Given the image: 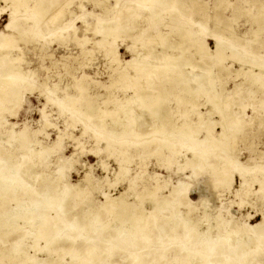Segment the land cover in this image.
Wrapping results in <instances>:
<instances>
[{"label": "bare ground", "instance_id": "6f19581e", "mask_svg": "<svg viewBox=\"0 0 264 264\" xmlns=\"http://www.w3.org/2000/svg\"><path fill=\"white\" fill-rule=\"evenodd\" d=\"M3 1L4 5L0 6V16L6 9H9V20L4 25L3 29L0 30V65L7 61H9L10 64H7L8 66L6 68L0 70V125L3 127L7 126L5 130L9 133V136L15 139L19 138L17 146L18 148H25V151L20 153V155L15 154L11 158L12 160L7 157L8 153L10 154L12 152H4L5 154L0 156V164L2 161L5 163L0 165V209L4 207L7 201L13 199H15L16 205H20L21 202L15 197V194L18 192L26 194L29 205L18 211V216L15 218L16 221L8 228V231L0 232V234H2L0 240L4 243L10 242L13 244L16 242L20 245L18 246V250L20 254H23L21 264H118L107 262L116 256V249L127 251L134 248L142 249L146 252L141 253L142 251H139L140 253H133L132 251H128L129 258H131L129 264H174L166 260V256L170 250L175 251V254L172 255L173 260L180 259L177 260L175 264H254L253 257L260 255L264 250V246L261 244L264 242V213H262V217L258 222L254 224L243 223L234 228L231 226V220L229 221L223 218L222 215L218 213L212 218H215L214 222L217 226L216 229L220 227L217 231L212 232L215 225L210 224L213 228L210 227L212 230L209 229V231H207L206 229L207 232H201L202 230L198 232L195 229V224L200 222L195 223L191 216V212L196 208L197 201L194 202L189 197V184L186 182L173 184L166 190L168 191L167 194H162V190L165 187L167 188V184L165 185L166 181H162L165 183L161 184L159 179L160 176L157 175L158 173H155L153 174L154 176L151 177L153 182H155L154 185L146 183L139 190H134L131 186L132 179H129L130 183L128 188H125L113 198L109 197L110 195L107 191H103L102 194L106 197V203H110L101 204V207L109 210L110 213H113V216H117L115 213L116 211H114V206H117L122 212L127 211L129 208L137 210L135 214L120 219V221L113 224L111 223L112 221L108 219H102L96 209L87 211L86 214H78L75 212L77 205L76 200H78V198L80 200L82 198L81 196H88L93 189L101 186V182H96V184L91 183L90 173H85L83 177V181L89 182L80 181L70 183L64 180L62 190H56L57 184L60 186L59 183L64 177V165L68 163V161H72L71 157L70 159L58 158L56 160L58 165L57 171L59 172L56 180L46 176L42 179V182H45L41 184L43 185L42 188L35 187L34 189H25L23 185L25 180L23 179L21 171V157L23 158L27 155L29 160L33 161L37 156L43 155V153L50 152L52 149L54 150V148L58 147L60 143H62L64 136H67V133L58 129L57 140L51 146L41 145L40 149L27 148V144L34 141L33 134L35 133L30 131L26 126L16 131L13 128L15 126L14 123L4 119L2 114L3 108H1V106L6 102H8L7 105H9L10 101H7L8 99L15 100L16 103L13 101H11V103L13 102V104L19 106L22 102L23 93L27 90L33 92L34 89H39L41 94L44 92L50 94L54 93V91L59 88L58 83H55L52 88L47 87L48 77L43 78L41 81L34 71H24L22 69L18 61H22L23 51L22 48L17 45V39H23L25 34H28L29 31L33 32L35 29L34 27L37 28L39 25H43L42 22L45 21L52 25L51 27L44 28V36L42 37H45L47 33L51 34L57 41L64 40L67 36V29L70 26L68 21H66V17L71 16L72 10H69V5L71 4L70 0H59V2L51 0H33L32 6L29 5L30 0ZM114 1V5H107L106 1L103 0H82L79 3V6H83L84 3L90 2L95 7H99L105 18L103 20V16L101 17L100 14L93 11L91 15L96 18V23L91 24L82 19V25L85 26V31H91L92 35H99V39H91L90 42H92L93 45L103 48L107 60L116 65V67L113 68L114 74L111 77L110 83H115L117 77L125 78L131 76L132 74L127 70L128 68H134L137 73L142 71L141 68L147 67V70L145 72L143 71L147 80L150 73H152L153 76V73H155L161 82L170 83L174 80L176 82H183L185 85H183L184 87L182 90H186L190 94L186 97L185 93L175 92V90H177L175 86L168 85L159 87L157 93L152 95L154 104L157 103L159 105L156 111L150 113L151 116H155L153 120L157 118L153 123H145L143 119L145 113H143V111L137 112L139 110L138 107L141 108L145 106V99L151 98V95L145 91L138 92L136 88H134L132 94H123L121 98L117 97V101H124V104L126 103L124 107L117 106V110H110L107 107L102 108L99 104H94L95 102L91 96L84 97V99L82 96V100H79L75 95L64 92L63 98L55 97V100L61 107L68 109L72 114L78 115L86 125L93 124L96 134L97 132L103 133L106 139L113 140L114 143H121L126 146L132 145L135 147L136 151H138L137 149L140 147L147 153L152 150L151 145H154V147H171V149L177 153L181 147H176V144L171 141L173 138L167 139V137H171L175 135L174 133H177L178 137L180 135V137L190 139L187 144L190 147L189 152L192 153V156L185 157L184 166L186 168L189 167L192 173H196L197 170L202 169L213 171V181L214 179L223 181L221 182V186H223V184L227 185L226 182H224L226 178L227 180L229 178L230 182H227L230 185L233 182L234 175H237L242 179V184L240 185L241 189L236 190L235 195L241 196L240 201H244L245 198H247L246 196L250 193L247 174L254 179L253 182L259 180L257 174H262L263 181L260 182V186L262 185L263 187L264 161L248 167V165L244 166L241 164L232 153L231 145H233L236 138L239 137L236 133L243 128L240 123L241 111L230 110L229 105L231 100L229 98L232 99V97H221L223 95L222 90H215L211 92L217 99L214 108L216 109L215 111H217L216 113L220 115V119H207L205 115L210 113L211 109L209 110L210 112L198 110L200 104L196 103L193 97L199 89L201 90L199 93H206L207 88L203 87V83L209 84L210 86L214 84L212 75L205 76L207 73L204 71H201V74L197 73V68L202 66L201 60L198 62L197 57L204 59L205 56L208 57L209 55L214 57V59L206 62V64L210 66V69L212 66L213 68L215 66L221 71L232 72V70H230L232 64H225L224 60L230 58L231 62H238L239 67L233 71L235 76L234 79L240 75L243 76L244 79L239 82H234L233 87L230 89L236 95L241 97L239 94L245 93H242L245 86L246 93L260 92L262 96L264 95V55H260L259 51L260 49L264 50V41L262 38H259L260 34L264 32V0H250V4L255 6L256 11L251 12L250 9L245 8L243 11L244 13L242 12L243 14H248L251 18V23H256V25H258L257 28L250 27L243 32V35H253L254 39H252V41L259 44L258 47L254 48L249 45L248 47H244V49H236L231 43L227 44L222 41L223 36L218 27H220V25H228V17L223 15L222 11H217L216 9L212 13L204 11V6L207 5V2L200 1L196 5L193 3V7L195 8L193 11L188 12V15L195 13V11H201V20L192 17L191 19L200 25H206L208 20H213L215 29L209 28L207 32H204V30L195 32L181 29L183 25L177 21L178 17L176 16L175 10L180 8L178 6L179 3H183L187 0H133L134 5H136V12L133 6H124L121 4L120 0ZM171 1L176 2L175 5H170V11L168 12L171 19V29L165 33L163 31H158L157 33L147 32L146 35H141L138 38L137 43L139 45H144L146 42H152L154 46H160L162 51H166L167 49L170 50L172 49L171 45H165L164 41L166 38H170L171 33L175 32L179 40L178 38L174 39V44L177 45L180 40L185 39L187 42L186 45L184 47L178 45V48L182 53L189 51L192 56L180 59V56L173 55L166 51V53H163L160 57L159 51L155 50L157 51L156 53L153 50V53L155 52V54L158 55H156L157 57L155 59L148 60L150 57L148 52L142 53L137 49H133L130 59L126 60L121 58L118 51V44L115 43L118 31L111 26V22L118 19L122 20V17L125 16L123 21L131 22L130 24L133 27H137L139 22L144 21L155 23L157 20L161 19L162 15L160 10H163L161 8L164 3H170ZM227 3V0H217L215 6L226 7ZM21 9H23L24 12L29 10L30 13L28 12V15L23 14L21 13ZM155 9L157 11H154ZM140 11L151 12V14L147 16L140 15ZM182 11H186V9ZM27 18L34 19L32 25L28 27L25 25L16 26L17 19L25 21L28 20ZM35 18H37V20H35ZM38 20L41 22L38 23ZM103 21L105 22L103 23ZM130 24H125L120 30L125 31V35L127 36H130L132 33L131 29L128 28ZM163 25L169 26V23L165 21ZM8 28H17L15 32L16 35L13 33L15 30L13 31L10 29L9 32H6ZM59 28L63 33L55 34V30ZM228 31L230 36L233 35L232 37L238 40L241 39V36L238 35L234 29L228 28ZM100 32H103V34L101 35ZM83 35V37H85V34ZM74 36L76 40L80 39L78 35L74 34ZM109 37L112 38V41H110L111 39ZM207 37L214 40L213 49L210 48ZM237 42H240L241 46H243V42ZM43 47L42 45L41 50ZM129 47L131 48V46L127 45V48ZM15 49L19 50V52L21 51L20 54H18L19 52L13 54L12 50ZM226 50H228L230 54H227ZM243 51L245 53H243ZM89 53H91L89 49L83 48L81 50L82 55H87ZM168 68L170 72L165 73ZM85 78L87 77L83 74L74 81L77 89L84 95H86V91L88 90ZM132 84L133 86H137L136 82ZM147 84H149V82ZM196 84L199 85L197 90L196 87L198 85L194 87ZM66 86L67 89L68 85ZM109 98L111 97L109 96ZM170 98L175 99V102L177 101L175 106H178V108L180 105L179 103L182 101H186L188 104L190 102L193 108L197 107L195 111L197 116L196 119L187 122L180 121L179 118H173L172 116L174 113H172V107L165 104V100ZM46 99L50 100L48 97ZM208 99L209 97L207 100ZM131 102L135 103V105H132ZM104 103H107V101L104 100ZM212 104H214V102ZM248 104L252 105V103ZM9 106H7L8 109ZM133 107L134 110L135 107H137L138 110L136 109V112H132ZM243 108L242 112L245 111ZM43 110H41V113L46 119L47 114L44 113ZM119 111L123 112L126 116L130 115L132 119L121 123V130L111 132L106 128L103 117H109L112 119V122H115V120H120L118 116ZM178 112H180L181 115L188 114L187 110H178ZM252 119H254V117H252ZM252 119H250L249 122H251ZM45 125L48 126L50 124L46 122ZM218 125L220 127L219 131L215 129ZM263 126L264 125H262V127ZM200 129H203L205 132V136L202 138L196 137ZM128 131L129 133H134V138L131 141L123 139L125 135L129 134ZM215 135H217V137ZM95 137L97 136L95 135ZM98 138L100 140V137ZM77 141L78 139L76 142ZM72 155L73 154H71V156ZM129 156L130 154L125 155L124 161L128 160L130 158ZM210 157L216 159V167H213L209 162ZM168 161L173 162V160L170 159H168ZM31 169L30 165L26 168L27 171H31ZM126 173L127 167L119 165L118 171L114 173V182L105 177V185H115L117 181L125 178ZM213 181L212 184H217ZM50 182L58 183L52 185ZM83 183L87 185L85 188L82 187V185H85ZM16 190L18 192H16ZM129 191H132L139 198L149 196L150 202H152V210L145 211L141 205L135 206V204L128 203L125 198ZM71 201H74L73 204ZM168 206L172 208L169 210ZM181 208L185 210H180ZM166 210H168V214L163 215ZM204 216L210 218V214L208 215L206 211H204ZM205 217L203 218L205 219ZM248 217L250 216L248 215ZM19 219L24 223H30L31 232H29V234H26L27 232L25 229L22 231L21 225L17 223ZM199 220L200 219H198V221ZM210 220L208 222H210ZM16 232H20L17 236L18 239H7L9 234ZM27 237L31 238V246L29 247L33 248L36 252L43 250V246L39 245V241L42 239L45 240L46 246L52 245L53 247V245H55L58 247L57 251L62 249L64 252L57 254V256H52V253L46 254L47 257L41 259V261L39 260L40 262L37 263L38 259H33L35 257L25 251L26 248H29L26 247V243H29ZM251 241L256 242L252 244ZM224 254H227V257H223ZM65 256L70 259L68 262L63 263V258ZM221 257L224 260H221ZM3 258L13 261L14 256L11 252V248L9 250L0 249V261H2ZM13 264H15V262H13Z\"/></svg>", "mask_w": 264, "mask_h": 264}, {"label": "rangeland", "instance_id": "374dc122", "mask_svg": "<svg viewBox=\"0 0 264 264\" xmlns=\"http://www.w3.org/2000/svg\"><path fill=\"white\" fill-rule=\"evenodd\" d=\"M51 1L59 2V0ZM81 1L82 0H70L71 4L69 5V10H72V14L71 16L66 17V21H68V24H70V26L67 29V36L64 40L57 41L52 37L51 34L47 33L45 34V37H42L44 36V28L51 27L52 25L46 23L45 21L42 22L43 25H39V27L37 28L34 27L35 32H33L35 34L29 31L28 34H25L23 39H17V45L21 47L23 51V59L22 61H18V63L22 66V69L24 71H34L38 79H40L41 81L43 78L48 77L47 87L52 88L55 83H58L59 88L56 89L54 93L50 94H47L45 92L41 94L39 89H34V91L32 90L33 92L27 90L23 93L22 102L19 106L17 104H13V102L16 103L15 100L8 99L7 101H10L9 105L11 104L12 106L7 105L8 102L1 106V108H3L4 110H2L4 119H7L9 122H13L15 125L13 128L16 131H19L26 126L30 131H33L35 133L33 134L34 141L28 143L27 148L29 147L33 149H40L41 145L51 146L57 140L58 129L63 130L67 133V136H64L62 143H60L58 147L54 148V150L52 149L50 152H46L43 153V155L37 156L33 161L29 160L27 155H25L23 158L21 157V171L23 179L25 180V182H23L25 189H34L35 187L42 188L43 185L41 184L45 183L42 182V179L46 176L53 180H56L59 175V172L57 171L58 165L56 163V160L58 158L70 159L71 157L72 161H68V163L64 165L65 179L63 177V180H61L62 183H59L60 186H58V182H50L52 185L57 184V191L62 190L64 180H67L70 183H76L80 181L89 182L83 181L85 173H90L89 175L92 180L91 183L96 184V182H101V186L97 187L96 189H93L94 191L92 190L88 196H81L82 198L80 200L79 198L78 200H76L77 205L75 208V212L78 214H86L87 211H92V209H96L97 213L100 214L102 219H108L109 221H112V224L117 223L118 221H120V219H124L127 216L135 214L137 210L134 208H129L127 211L122 212L117 206H114V211H116L115 213L117 216H113V213H110L109 210H106L104 207H101V204L106 203V197H104L102 194L103 191H107L110 195L109 197L113 198L118 195L119 192L123 191L125 188H128V185L130 183L129 179H132V189L139 190L146 183L149 185H154L155 182H153L151 177L154 176L153 174L158 173L157 175L160 176V183L164 184L165 182L162 181H166L165 185L167 184V188L165 187L166 189L164 188L162 190V194H167L168 191L166 190H168L169 187H171L173 184H177L178 182H186L189 184L188 195L192 199V201H197L196 208L193 210V212H191V216L195 223L200 222L195 224V229L198 232H200L201 230V232L209 231V229L212 228L211 225L213 224L215 226L213 227L214 229L212 228L213 230L211 229L212 232L217 231V229H219L220 227L216 229L217 226L214 222L215 218H212L218 213H220L223 218H226L229 221L231 220L230 223L233 228L237 227V225H242L243 223L254 224L260 221L262 213H264V185L263 187L262 185L260 186V182L263 181L262 174H257V177L259 178V180H256L257 182H253L254 179H252V177L247 174V178L249 180L248 187L250 188V193L246 196L247 198H245V200L241 202V196L239 197L235 195L236 190H240V185L242 184V179H240L237 175H234L233 182L230 185L228 183L230 182L229 178L228 180L226 178V181L224 180L227 185L223 184V186H221V182L223 181H220L219 179H214V181L217 183L214 185L212 184L213 171H209L208 169H202L197 170L196 173H192V170L189 167L186 168L184 166L183 163H185V157L192 156V153L189 152L190 147L187 144L189 143L190 139H185L184 137H180V135L178 137L177 133H174L175 135H172L171 137H167V139L173 138V140L171 141L172 143L176 144V147H181L179 148V152L177 153H175L174 150L171 149V147H154V145H151L152 150L156 148L153 151L151 150L150 152L146 153L140 147L137 149L138 151H136L135 147H133L132 145L126 146L121 143H114L113 140L106 139L103 133L97 132L96 134L94 130L95 126H93V124L86 125L85 122L78 115L72 114L70 111H68V109L61 107L57 103L55 97L63 98L64 92H66L68 94L75 95L76 97H78L79 100H82V96L83 99L84 97L91 96V98L95 102L94 104H99L102 108L107 107L110 110H117V106L124 107L126 105V103L124 104V101H117V97L121 98L123 94H132L134 88H136L138 92H148L151 95V98H146L147 100L145 99V106L141 108L138 107L139 110L137 107H135V110L137 109V112L143 111V113H145V115L143 116L145 123H153L157 118L153 120L155 116H151L150 113L152 111H156L157 108H159V105L157 103L154 104L152 95L157 93V89L159 87H164L168 85L175 86L177 87V90H175V92L185 93L186 97H188V95L190 94L188 91L182 90L184 87L183 85H185L183 82L178 81V83L175 80L171 81L170 83L161 82V80L157 78L155 73H153L154 76L152 75V73H150V75L148 76L149 78L147 80L144 75V72L147 70V67L141 68L142 71H139L137 73L134 68H128L127 70L132 74L131 76H127L125 78L117 77L115 83L111 84V77L114 74L113 68H115L116 65L113 62H109V60H107L106 56L104 55L103 48L97 45H93L92 42H90L91 39H99V35H92L91 31H85V26L82 25V19L91 24L96 23V18L91 15L93 11L97 14H100L101 17L103 16V13L99 7H95L90 2H86L83 6H79V3ZM103 1H106L107 5L115 4L114 0ZM120 1L121 4L124 6H133L134 9L136 8V5H134L133 0ZM200 1L207 2V5L204 6V11L212 13L216 9L217 11H222L223 15H226L228 17V25H220V27H218L223 36L222 41L226 42L227 44L231 43L236 49H244V47H248L249 45L253 46L254 48L258 47L259 44H256L252 41V39H254L253 35H243L245 29H248L250 27L257 28L258 26L256 25V23H251V18L248 16V14H243L245 8L250 9L251 12L256 11L255 6H252L250 4V0H227L229 4L227 3L226 7H216L215 2H217V0H187L183 3H179L178 6L180 8L176 9L175 12L176 16L178 17L177 21L183 25L181 29H187L188 31L195 32H201L204 30V32H207L209 28H214L213 20H208L206 25H200L191 19L192 17L194 19L201 20V11H195V13L188 15V12L193 11L195 8L193 7V3L196 5ZM32 3L33 0H30L29 5L32 6ZM175 4L176 2L173 1H171L170 3L165 2L161 8L163 10H160L162 15L161 19L157 20L155 23L138 21V26L133 27L130 24L131 22L123 21V18L125 16L122 17V20L118 19L116 21L111 22V26L113 28H116V31H118V36L115 39V43L118 44V51L121 58L126 60L130 59L132 57L133 49H137L142 53L148 52L150 54L148 60L155 59L157 57L156 55H158L155 54V52L157 53V51H159L158 53L160 57L163 53H166V51L172 53L173 55L180 56V59H185V57L187 58L192 56L189 51H185L182 53L181 50L178 48V45L183 47L186 45L187 42L185 41V39L180 40L179 44L177 45L174 44L173 40L178 38L175 32L171 33L170 38H166V40L164 41L165 45H171L172 49L170 50L167 49L166 51H162L160 46H154L152 42H146V44L144 45H139L137 43L138 38L141 35H146L147 32L157 33L158 31H163L165 33L171 29V19L168 15V12L170 11V5ZM2 5H4V1L0 0V6ZM156 9L154 11H157ZM183 9H186V11H182ZM8 10L9 9H6L5 12L0 16V30L3 29L4 25L9 20ZM21 11V13L27 15L30 13L29 10L24 12V10L21 9ZM139 14L147 16L151 14V12L140 11ZM27 19L28 20L25 21L22 19H17L16 26L25 25L28 27L29 25H32L34 19ZM104 19L105 18L103 16V20ZM35 20H37V18H35ZM165 21L169 23V26L163 25ZM37 22L39 23L41 21L38 20ZM104 22L105 21H103V23ZM124 22L125 24H130V26H128V28L132 31L130 36L125 35V31H120L121 27L125 25ZM228 28L234 29V31L241 36V39L238 40L235 37H232L233 35L230 36ZM10 29L13 31L15 30L13 32L15 33L17 28H8L6 32H9ZM54 33L62 34L63 31L59 28L56 29ZM74 34L78 35L80 39L76 40ZM83 34H85V37H83ZM100 34L102 35L103 32H100ZM263 35L264 32L260 34L259 38H262V40L264 41ZM109 38L111 39L110 41H112V38ZM207 38L210 48L213 49L214 40L210 39L209 37ZM237 41L243 42V46H241L240 42ZM42 45L44 47L41 50ZM127 45L131 46V48H127ZM83 48L89 49L91 53L87 55H82L81 50ZM153 50L157 51L153 53ZM226 51L227 54H230L228 50ZM259 51L260 55H264L263 49H260ZM18 52L19 50L17 49L12 50L13 54H17ZM20 52L18 54H20ZM243 53L245 52L243 51ZM197 59L198 62H200L201 60L202 64L201 67L197 68V73L201 74V71H204L205 73H207V75L205 76L212 75L214 79V84H212V86L203 83V87H206L208 92L206 90V93L204 92L201 94L199 93V91L201 92V90L199 89L194 95V101L200 104L198 106V110L209 111L211 109V112L209 111L210 113L205 115L206 118L219 120L220 115L216 113L217 111H215L216 109L214 108V105H216L217 103V99L215 96L212 95V92L215 90H222L223 95L221 97H232L233 100L229 98L231 100L229 109L232 111H241L240 123L243 126L242 130L236 133L239 137L236 138L233 145H231L232 153L237 157V160L244 166L248 165L249 167L258 163H262L264 161V126L262 127V125H264V95L262 96L260 92L246 93V86L243 88L242 92L245 93L239 94L241 95V97H239L230 90L233 87L234 82H239L240 80L244 79V77L241 75L234 79L235 76L233 71L239 67L238 62H231L230 58L225 59V64H232L230 67V70H232V72H226L224 70L221 71L215 66L214 68L213 66L211 69L209 68L210 66H208L206 62L214 59L212 55H209L208 57L205 56L204 59L197 57ZM3 63H1L0 65V70H3L10 64L9 61L4 64ZM169 72V68L166 69L165 73ZM83 74H85L87 77L85 78V82L88 87L86 95L82 94L81 91L77 89L76 83L74 82L76 78H80V76H82ZM133 82H136L137 86H133ZM148 82L149 84H147ZM66 85H68L67 89ZM197 85L198 84L194 85V87ZM198 87L199 85L196 87V90ZM109 96L111 98H109ZM207 96L209 97L208 100ZM47 97L50 100L46 99ZM104 100L107 101V103H104ZM11 101L13 102L11 103ZM213 102L214 104H212ZM131 103L132 105H135V103ZM176 103L177 101L175 102V99L170 98L165 100V104L169 105L173 109V118H179L180 121L187 122L196 119L197 116L195 111L197 107L193 108L190 102L188 104V102L182 101L179 103L180 105L178 108V106H175ZM248 103H252V105ZM7 106H9V109L7 108ZM17 107L20 109H18ZM242 108L245 109L244 112H242ZM41 110H43V112L47 114L46 119L42 116ZM135 110L133 107L132 112ZM178 110H187L189 115H181ZM118 116L120 117V120H115V122H112V119L109 117H103V121L106 124V128L111 132L121 130V123L132 119L130 115L126 116L121 111H119ZM252 117H254V119H252ZM250 119H252L251 122H249ZM46 122H48L50 125H45ZM6 127L0 125V156L2 154H5L4 152H12L10 154L8 153L7 156L11 159L15 154L20 155V153L25 151V148H18L17 143L19 142V138L15 139L14 137L9 136V133H7V131L5 130ZM215 129L219 131V125L216 126ZM133 134L134 133L132 132L128 135H125V138L123 139L126 141H131L134 138ZM95 135L97 137H95ZM203 136H205V132L203 129H200L196 137L202 138ZM215 136L217 137V135ZM98 137H100V140ZM76 138L78 139L77 142L79 144L76 142ZM71 154L73 155L71 156ZM128 154H130V158L124 161V156ZM168 159L173 160V162H169ZM209 162L213 167H216L217 161L215 158L210 157ZM3 163L4 162L2 161L1 164ZM29 165L32 168L31 171L26 170L27 166ZM119 165L127 167V173L125 178L123 180L117 181V183H115V185L113 186L105 185V177H107V179H109L110 181L114 182V173L118 171ZM86 186V184L82 185V187L84 188ZM16 192L18 191L16 190ZM15 197H17V199H19V202H21L20 205H16L15 199H13L7 201L4 204V207L0 209V232L8 231V228L15 223V218H17L16 216H18V211L24 209L27 205H29V201L26 194L18 192L17 194H15ZM125 199L128 203L135 204V206L141 205L142 208L145 209V211L152 210V202H150L149 196H143L139 198L132 191H129ZM73 202L71 201L72 204ZM109 203L110 202L106 204ZM171 208L172 207L169 208L168 206L169 210ZM180 210L184 211L185 209L181 208ZM204 211H206L208 215L210 214V218L204 216ZM167 214L168 210L163 213V215ZM247 214L250 217H248ZM203 217H205V219ZM198 219L200 220L198 221ZM208 219L212 220L208 222ZM17 223L21 225L22 231H24V229L26 230V234H29V232H31L30 223H24L20 219ZM19 234L20 232L11 233L7 236V239L16 240L18 239L17 236ZM1 236L2 234H0V237ZM27 239L29 243H26V247H29L31 246V238L27 237ZM254 242L251 241L252 244H254ZM261 244L264 246V242ZM39 245L43 246V250L39 252L34 251V249L31 247L26 248L25 250L27 253L35 257L33 259H38L37 263H39L41 259L46 258L48 254L52 253V256H57V254L64 252L62 249H59V251H57L58 247L55 245H53V247L52 245L46 246L44 239L39 241ZM18 246L20 245L16 242L11 244L10 242L4 243L2 240H0V249L9 250L11 248V252L14 256L13 261H9L3 258L2 261H0V264H13V262H15V264H21V260H23V254H20ZM44 249L47 250L45 251ZM128 251H132L133 253H140L139 251H142L141 253L146 252L145 250L138 248L129 249L127 251L116 249V256L113 259L108 260L107 262L129 264L131 258H129ZM174 254V250H170V252H168V255L166 256L167 259L165 258L167 262L175 264L177 260H180H173L172 255ZM225 256L227 257V254L223 255V257ZM69 259L70 258L65 256L63 258L64 262H62L66 263L69 261ZM220 259L222 260L223 258L221 257ZM253 259L255 262H253L254 264H264V250L261 252L260 255L253 257Z\"/></svg>", "mask_w": 264, "mask_h": 264}]
</instances>
